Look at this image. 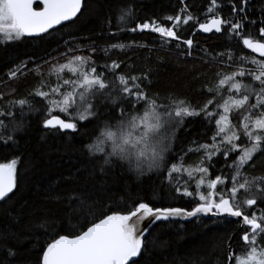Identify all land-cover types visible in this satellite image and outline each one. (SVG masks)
Segmentation results:
<instances>
[{
  "label": "snow or ice",
  "instance_id": "snow-or-ice-1",
  "mask_svg": "<svg viewBox=\"0 0 264 264\" xmlns=\"http://www.w3.org/2000/svg\"><path fill=\"white\" fill-rule=\"evenodd\" d=\"M205 3L203 21L179 0L176 14L134 24L133 6L118 5L95 38H84L87 44L74 42L43 64L29 57L34 67L21 62L7 80L0 78L6 86L28 74L35 81L22 97L15 88L0 93V148L15 147L30 127L27 116L39 114L49 134H81L90 165L80 186L45 193L62 210L18 214L15 230L0 220V247L6 249L0 264H140L157 247L148 237L158 223L186 220L207 229L204 218L228 227L191 264H264V0L259 20L250 15L253 0ZM86 6L87 0H0V44L52 36L75 23ZM184 26L192 29L187 36ZM121 33L141 38L124 43ZM198 33L219 34L224 50L199 45ZM160 51L175 54L178 63L192 62L193 80L204 81L195 101L155 87L164 56L155 63L152 57ZM196 122L201 132L189 139ZM23 162L13 154L0 163V205L19 191ZM117 169L132 176L119 191L115 180L108 181ZM153 174L172 200L187 203L145 198L143 186L146 179L155 183ZM24 241L33 260L16 259Z\"/></svg>",
  "mask_w": 264,
  "mask_h": 264
},
{
  "label": "trees",
  "instance_id": "trees-1",
  "mask_svg": "<svg viewBox=\"0 0 264 264\" xmlns=\"http://www.w3.org/2000/svg\"><path fill=\"white\" fill-rule=\"evenodd\" d=\"M190 11L193 15L200 16L201 9L206 7L205 0H186ZM131 5L134 8L133 24L149 19H161L166 15L176 14L182 5L179 0H87V6L83 15L75 23H69L67 27L58 32H53L52 36L40 38H22L20 41H14L8 44H0V78L7 80V72L10 68L15 67L21 62L28 63L29 68L34 67L31 60L43 64L44 60H52L60 56V52H65L68 46L74 42L87 44L85 37L95 38L103 26L105 18L110 12L115 11L118 5ZM261 0H253L252 7L254 12H250L253 19H260L259 7ZM229 6L225 5V14ZM115 31V29H113ZM192 29L184 26L182 35H189ZM136 35L140 39V34L121 33V42L128 43V38ZM199 45L205 48L223 51L227 44L225 39L220 35L204 36L198 33L195 37ZM150 37L143 42L149 43ZM67 42V44H66ZM247 51V50H245ZM138 55H147L145 50H140ZM156 56H164V63L158 68L156 88L161 90L175 91L181 95H186L194 101L198 98L197 87L203 83V80H193L194 73L190 72L192 62L187 64L178 63L175 54L165 55L163 51L153 54L152 62L155 63ZM98 63H103V57H97ZM34 78L31 74L21 77L19 80L8 81L7 86L0 82V93L6 96L11 88L16 89L15 96L22 97L26 91L34 84ZM202 101V97L200 98ZM39 114H29L27 120L30 127L27 134H20L19 143L9 149L0 148V163L7 162L13 158V154L22 157L23 163L18 164L22 175V181L19 191L6 205H0V220L7 224L10 230H15V221L19 218L18 214L27 215L31 209L48 207L55 210L63 208L54 202L45 200V193L51 187L57 191H71L72 188L78 187L83 183L85 168L90 167L88 161L81 151L83 144L88 141L77 133H59L49 134L42 128L38 122ZM91 127V125H89ZM190 131L188 138L191 139L197 133L201 132L199 122L189 125ZM80 132H84L81 127ZM181 139L184 138V131L179 133ZM113 185L114 190L119 191L126 183L132 180L130 174L121 175L119 169L116 175H110L108 181ZM152 183L145 180L142 195L145 198H153L158 203L185 204L187 200H172L168 195L167 186L160 180L155 179L153 174ZM135 191V188L133 189ZM209 227L197 226L191 222L176 221L174 225L169 226L167 223L159 224L152 228L151 235L148 237L150 242L157 243L151 254L145 253L144 258L140 259V264H191L192 261L199 259L202 251L209 246L210 238L216 233H223L228 225L212 224L210 219H205ZM0 224V228L3 227ZM15 244V241H10ZM163 246H160V245ZM21 249V255L16 257L18 260L29 258L33 260L34 256L27 251L31 244L27 241L18 245ZM6 249L0 247V255L5 253Z\"/></svg>",
  "mask_w": 264,
  "mask_h": 264
},
{
  "label": "water",
  "instance_id": "water-1",
  "mask_svg": "<svg viewBox=\"0 0 264 264\" xmlns=\"http://www.w3.org/2000/svg\"><path fill=\"white\" fill-rule=\"evenodd\" d=\"M201 34L204 35V36H210V35H212V34H203V33H201ZM216 35H219V34H216ZM205 219H209V218H205ZM178 221L189 222V221H186V220H178Z\"/></svg>",
  "mask_w": 264,
  "mask_h": 264
}]
</instances>
